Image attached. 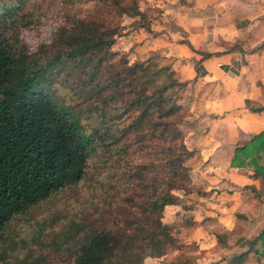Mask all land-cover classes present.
I'll use <instances>...</instances> for the list:
<instances>
[{"label":"trees","instance_id":"1","mask_svg":"<svg viewBox=\"0 0 264 264\" xmlns=\"http://www.w3.org/2000/svg\"><path fill=\"white\" fill-rule=\"evenodd\" d=\"M31 1L0 0V264H15L12 221L80 184L90 158L103 154L114 172L100 189L116 196L100 216L71 221L70 264L164 257L181 245L164 216L180 204L178 193L193 190L187 162L194 151L172 92L184 86L176 73L153 57L133 63L113 50L125 17L147 27L143 0H86L94 6L85 16L64 14L47 41L29 44L47 19ZM81 1L64 5L76 10ZM235 166L264 175V133L237 151ZM244 245L229 264L250 255L264 264V231Z\"/></svg>","mask_w":264,"mask_h":264},{"label":"crops","instance_id":"2","mask_svg":"<svg viewBox=\"0 0 264 264\" xmlns=\"http://www.w3.org/2000/svg\"><path fill=\"white\" fill-rule=\"evenodd\" d=\"M167 1L155 16L142 10L147 27L128 18L139 25L113 50L133 63L160 55L187 83L179 104L189 111L181 129L194 151L187 162L193 190L178 193L164 222L200 253L225 252L218 236L238 234L232 256L241 254L264 231V175L233 167L237 151L264 133V0ZM245 264L258 263L250 255Z\"/></svg>","mask_w":264,"mask_h":264},{"label":"rangeland","instance_id":"3","mask_svg":"<svg viewBox=\"0 0 264 264\" xmlns=\"http://www.w3.org/2000/svg\"><path fill=\"white\" fill-rule=\"evenodd\" d=\"M175 1L184 5L191 2V0ZM31 3L37 7L36 10H40V14L45 13L47 19L43 26L27 36L29 44L47 41L50 38L51 31L63 21L64 14L71 13L77 16H85L94 6V3L91 4L86 0L76 3V10L65 8L64 0H32ZM167 3V0H143L141 10L155 16L161 9L160 6ZM123 25L124 31L122 34L124 36L132 28L135 30L139 25V21H133L125 17ZM150 56L155 59L159 66L168 67L160 55L152 54ZM182 84H184L183 87L177 88V91H172L178 102L183 99L187 88V83ZM59 88L63 95L70 92L62 86ZM182 108L184 112H182L181 119L184 122L189 117V111L184 107ZM107 159L106 154L92 156L89 160L88 177L85 180L73 188L59 192L29 214L12 221L8 233L16 242L17 249L11 257L15 264L21 261L32 264H70V243L67 240L69 235L67 230L71 221L78 220L83 215L100 216L101 209L106 207L105 203L116 196L114 193L109 194L100 189L102 184L108 185L111 182V176L114 172V168L105 163ZM121 173L122 171L119 170L117 173L118 178ZM172 227L175 236H177L180 233V231L178 232V226L174 225ZM234 235L225 233L221 235L219 245L220 247H227V250L222 253L219 252L218 248L200 253L199 249H193L192 246L183 244L176 248H170L164 257L147 258L144 264H214L216 262L223 264V261L227 262V259L230 261L232 254L237 252L234 249L239 245L237 244L239 237L238 234ZM8 252L12 251L8 249Z\"/></svg>","mask_w":264,"mask_h":264}]
</instances>
